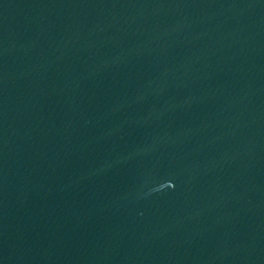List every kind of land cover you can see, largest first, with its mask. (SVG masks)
<instances>
[{"label": "water", "instance_id": "obj_1", "mask_svg": "<svg viewBox=\"0 0 264 264\" xmlns=\"http://www.w3.org/2000/svg\"><path fill=\"white\" fill-rule=\"evenodd\" d=\"M0 264H264V0H0Z\"/></svg>", "mask_w": 264, "mask_h": 264}]
</instances>
